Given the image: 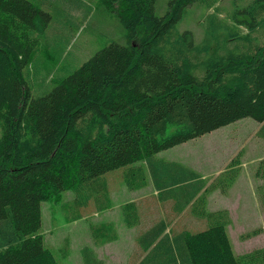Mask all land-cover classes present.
Here are the masks:
<instances>
[{
    "label": "trees",
    "instance_id": "trees-1",
    "mask_svg": "<svg viewBox=\"0 0 264 264\" xmlns=\"http://www.w3.org/2000/svg\"><path fill=\"white\" fill-rule=\"evenodd\" d=\"M99 1L119 18L121 41L35 96L39 33L51 14L32 0H0V264H60L41 232L42 204L74 188L63 208L72 206L77 213L66 217L78 220L93 202L99 211L110 206L109 173L120 172L133 191L147 184L146 168L166 209L168 201L175 215L191 206L206 223H174L167 232L171 223L155 222L140 237L137 264H264V248L234 251L229 210L207 207L205 192L230 190L242 162L232 159L206 186L195 171L156 156L246 117L262 124L264 139V0L236 4L230 25L219 20V0H169L163 15L157 0ZM193 5L214 9L215 31L202 42L177 29ZM255 176L264 212V158ZM123 208L126 224L137 225L138 204ZM109 228H96L95 241L106 242ZM64 243L63 258L70 247ZM82 251L94 255L89 246ZM85 264L104 262L91 256Z\"/></svg>",
    "mask_w": 264,
    "mask_h": 264
},
{
    "label": "rangeland",
    "instance_id": "rangeland-1",
    "mask_svg": "<svg viewBox=\"0 0 264 264\" xmlns=\"http://www.w3.org/2000/svg\"><path fill=\"white\" fill-rule=\"evenodd\" d=\"M32 1L48 11L52 17L47 29L39 33L41 59L34 65V68L39 71L33 79L35 96L51 89L55 85V79H61L68 72L78 68L112 40L121 41L124 30L119 18L115 13L104 9L99 0ZM248 2L249 0H219L218 9L221 14L218 17L220 22L230 25L232 22L230 16L236 8V4L243 6ZM168 4L169 0H157L156 13L163 15ZM239 5L238 7H241ZM213 11L214 9L208 10L200 5L191 6L178 22V31L190 30L193 32L196 42H202L209 32L215 31L214 23H211L212 18H209ZM216 12L218 11L216 10ZM238 15L245 16L243 13H238ZM213 17L216 18L217 16L214 14ZM239 29L242 32V29ZM34 68H31L32 73ZM260 137H262L260 135V123L254 118L246 117L163 150L156 155L159 159L168 162L177 161L200 176L206 174L208 177L206 186L211 185L217 179L209 176L217 170L226 169L232 159L238 158V161L246 162L245 175L240 183L230 185V190L227 191L217 188L205 192L207 202L209 200L212 207H231L232 218L231 224L228 226V233L234 251L238 254L255 248H264V212L256 188L259 180L255 176L258 157L264 155V141ZM215 144L216 146L221 145V148L220 146L216 147ZM146 165H144L145 168ZM241 170H243L242 167ZM146 172L148 181H151L148 168H146ZM241 173L242 171L238 177ZM247 181H252V183ZM108 182L112 198H110L109 208L125 200L138 198L140 195L138 193H142L143 198L138 200V203L146 201L145 205L152 206L151 209L154 213L162 210L161 205L151 204V200L159 199V196L154 195L152 183L148 182L149 187L144 185L138 193L133 194L123 184L118 171L109 173ZM121 188L126 189L124 197L120 195ZM214 191H220L221 194L229 198L227 201L225 199L217 200L218 195L217 193L214 194ZM127 194L128 197H126ZM74 197H76L75 189L69 188L60 195H52L42 204L43 223L41 232L45 234L46 245L57 253L60 264H65L64 258L59 253L62 248L66 249L64 246L65 238L69 237L71 241L69 251H79L81 244L79 241L84 235V230L82 232L81 230L85 223L83 221L70 222L66 217L67 214L68 216L76 214L75 209L72 206L68 210L63 208V203ZM103 199L106 200L105 195ZM220 200H224L221 205L217 204ZM103 213V211H99V214L89 215L87 219L93 218V221H96ZM117 214L118 208L116 207L109 212V215L112 216ZM202 225L198 227L201 228ZM260 229L259 234L247 239L243 238L244 234ZM59 248L60 250H58ZM102 249L100 247L97 251L111 253V251H106L107 249ZM112 253L114 254V251Z\"/></svg>",
    "mask_w": 264,
    "mask_h": 264
},
{
    "label": "crops",
    "instance_id": "crops-1",
    "mask_svg": "<svg viewBox=\"0 0 264 264\" xmlns=\"http://www.w3.org/2000/svg\"><path fill=\"white\" fill-rule=\"evenodd\" d=\"M262 124L260 123V128H261ZM261 138V137H260ZM262 141H264L263 138H261ZM216 146V144H215ZM221 148V145H217L216 147ZM223 148V146H222ZM264 158L263 156L258 157V161H260L261 159ZM246 162H242L240 164V168L242 167L243 170L242 173L240 174V176L235 180V183H240L242 178L245 175V168H246ZM224 170L226 169H221V170H217L216 172L213 173V175L209 176V177H214L217 178ZM203 179L207 180V176L206 174L202 175ZM148 182L151 181H147ZM244 182V181H243ZM249 183H252V181H247ZM123 184L126 186V188L128 189V191L132 192L133 194L138 193L140 191V189L137 190H131L127 187V185L123 182ZM147 187H149V185H147ZM258 184V183H257ZM256 184V185H257ZM153 191H154V195L159 196V202H157L156 200H151V204L155 205V204H159L161 205V211L160 212H153V209H151L152 206H146V201H140L138 203V200H142L143 198V194L142 193H138L140 194L138 196V198H131L128 200H125L121 203H117L114 204L113 207L111 208H107L105 210H103V215L98 219V220H94L93 218L91 219H87V217L94 213L99 214V210L97 208H95V202L91 203V205L89 206L90 208L87 209L88 211L85 212V215L82 218H79L78 220H74V221H70V222H76V221H83L85 223L84 228L81 230V232L83 231L84 235L80 238V248L79 251H69L68 256L64 258L65 260V264H85L86 263V258H90L91 256L94 258V256H96L97 259H100L104 262V264H137L141 261L142 259V250L141 247L139 248V241H140V237L141 235L148 230L152 225H154L155 222L159 221V220H163L165 223H171L170 226L167 229V232L170 230V228L174 225V223L179 224L178 228H197L199 225L206 223L205 220H200V217L197 215L196 211L193 209L192 207L189 206L187 207L184 211H182L181 213H179L178 215L172 214V201H168L167 202V209H166V205H162V202L160 201V193L158 191V188L155 186L152 187ZM126 189L121 188L120 189V195L124 197V195L126 194ZM109 193H110V198H111V191L109 188ZM217 193L218 195V199H225L227 201V198H229L226 195H223L220 193V191H214V194ZM221 194V195H220ZM129 195L127 194L126 197H128ZM112 199V198H111ZM129 202H136L138 204V220H137V225H133V224H126L125 222V211H124V205L126 203ZM224 203V200H220L217 204H222ZM228 203V202H227ZM118 208V214L115 216L109 215V212H111L112 208ZM171 207V208H170ZM207 207L210 211H215V210H221L224 208L229 209L230 213H231V207H222V206H218V207H212L211 206V202L208 200L207 202ZM222 207V208H221ZM169 210V211H168ZM108 211V214H107ZM232 216V213H231ZM173 221V222H171ZM108 226H110V228L108 229V240L104 243H98L95 241V236L93 235L95 233V229L96 228H101L102 231H105ZM114 233V236H116V238H113L114 236H112ZM113 238V239H112ZM68 240L70 247H71V241L69 237L65 238V241ZM85 246H89L91 249H93V253L94 255H92L90 252L87 251V253L84 256V251H82V249ZM69 247V248H70ZM103 248L106 251H114V254L112 253H108L105 251H102L100 253V251L98 252L97 249ZM102 249V250H103ZM90 261V260H89ZM94 261L96 262V260L94 259Z\"/></svg>",
    "mask_w": 264,
    "mask_h": 264
}]
</instances>
